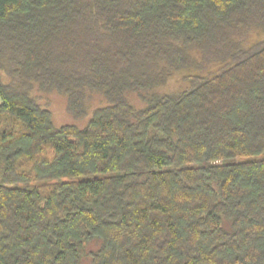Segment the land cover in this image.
<instances>
[{"label": "trees", "instance_id": "16d2710c", "mask_svg": "<svg viewBox=\"0 0 264 264\" xmlns=\"http://www.w3.org/2000/svg\"><path fill=\"white\" fill-rule=\"evenodd\" d=\"M263 153L264 0H0V264H264Z\"/></svg>", "mask_w": 264, "mask_h": 264}, {"label": "rangeland", "instance_id": "374dc122", "mask_svg": "<svg viewBox=\"0 0 264 264\" xmlns=\"http://www.w3.org/2000/svg\"><path fill=\"white\" fill-rule=\"evenodd\" d=\"M181 84V80L178 77H174L173 79L170 80L168 83V86L162 88L166 90H176ZM38 96H40V102L47 106L51 113H52V119L55 125L61 126L64 124H76L79 127H84L90 117L92 116V112L94 111L95 108L99 107V105L104 104L103 101H100L101 98H95L92 108L89 110L87 116L80 118V119H75L73 116L70 114V112L67 109V98L65 95L62 93H58L56 91H51L48 93H37ZM134 100L137 99V96L133 94L131 96ZM138 103L142 104L141 100L138 98V101L136 100V105H139ZM260 158L264 157V153L258 156ZM82 264H89V262L84 259Z\"/></svg>", "mask_w": 264, "mask_h": 264}]
</instances>
